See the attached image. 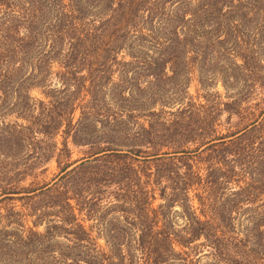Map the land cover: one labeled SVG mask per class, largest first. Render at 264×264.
<instances>
[{
	"label": "trees",
	"instance_id": "16d2710c",
	"mask_svg": "<svg viewBox=\"0 0 264 264\" xmlns=\"http://www.w3.org/2000/svg\"><path fill=\"white\" fill-rule=\"evenodd\" d=\"M263 62L264 0H0V151L58 170L2 189L39 203L0 213V264H264Z\"/></svg>",
	"mask_w": 264,
	"mask_h": 264
},
{
	"label": "rangeland",
	"instance_id": "374dc122",
	"mask_svg": "<svg viewBox=\"0 0 264 264\" xmlns=\"http://www.w3.org/2000/svg\"><path fill=\"white\" fill-rule=\"evenodd\" d=\"M262 64L264 65V62ZM217 90L220 91L221 93L224 92L221 84L217 85ZM190 92L192 94H195L194 93L195 92L194 83H192L190 87ZM256 92H257L256 93L257 95L251 96L252 99L250 100L251 101L250 103H256V102H259L261 99H264V90L263 91L259 90ZM33 94L34 96H36L37 99L46 101V99L43 97V95L39 91L34 90ZM261 105L264 106V102ZM77 116H78V112H76L75 118H77ZM226 116L227 114L223 113V115L220 117V122L222 125L220 128L221 132H225V128L227 127V124L225 122ZM236 121H237L236 117L233 116L231 120V124L234 125ZM69 147L71 148L73 152L72 154L73 158L78 157L80 155V151L84 149V148H77L72 145H70ZM27 152L29 151L10 150V154H9L6 150L0 151V193L2 189L4 190L5 189H11V190L16 189L19 191H27L28 189L39 188L43 184L50 182L53 176L58 172L56 168V163L54 161H51V162L40 161L39 162V161L34 160L32 163L30 159L24 158L26 157L25 153ZM4 153H7L8 156L11 155V153H13V155H16L17 157H20V158L17 160H13V159H10L11 156L4 157L3 156ZM206 154L207 153L200 155L198 153L196 156H193L194 169L199 168L202 177H204V175L206 174L205 170H206L207 164L202 161L199 162L198 161L199 158L197 156H201L203 159ZM177 166L178 167H175L174 165H171V164H158V163L157 164L150 163L147 165H143L141 162H134L131 165V167L137 171H140L143 169V171H145L146 173L149 172L151 174V177H165L167 173L172 174L173 171L177 168H179L180 173L186 170L185 167H182L181 165H177ZM113 167H114L113 169H115L114 174H117V172L125 169L124 165L120 162L114 163ZM90 169L94 173L92 177H107L105 176V173H104L107 171L106 167H102V166L95 167V164H94L92 168L89 167V169L87 170H90ZM78 177H87V173H85V169L82 170V172L80 173ZM171 177H173V175H171ZM235 189H237L236 184L228 185L226 189L222 188V190L220 189L218 191L220 192L222 191L226 194H229V191H233ZM112 192H115V189L113 187L105 190L104 193H102L103 200L109 199L111 195L113 194ZM32 194H34V192L29 193V194L25 192H21L18 196H24L23 198H18L12 201L2 200L0 203V213L6 214V210L11 208L12 206H14L16 210L24 214L28 213L30 210L26 209L27 204L33 205L34 202H36V205H37L39 203V198L30 201L29 199L25 197L26 195H32ZM195 194L202 195V190L197 189V190H193L189 192V196L193 198L192 204L194 205V207L197 208V212L199 213V203H198V200ZM162 202H163L162 199L159 197V192L157 191V193L155 194L153 206H156ZM172 211L180 212L181 207L178 204H175L172 207ZM25 219H26V225L31 226L33 218H30L27 216ZM172 220L175 225L182 224V220L177 218V215H173ZM91 223H92L91 221H86L85 225H89ZM38 230H43V225H39ZM93 235L95 234L93 233ZM103 242H104L103 239H99L100 244H103Z\"/></svg>",
	"mask_w": 264,
	"mask_h": 264
}]
</instances>
